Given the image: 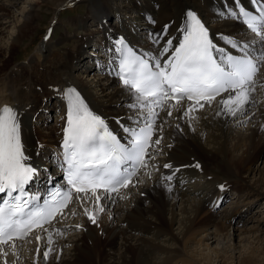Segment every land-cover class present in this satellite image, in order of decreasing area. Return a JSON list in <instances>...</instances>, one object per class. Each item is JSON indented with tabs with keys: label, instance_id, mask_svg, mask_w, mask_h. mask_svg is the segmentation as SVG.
<instances>
[{
	"label": "bare ground",
	"instance_id": "1",
	"mask_svg": "<svg viewBox=\"0 0 264 264\" xmlns=\"http://www.w3.org/2000/svg\"><path fill=\"white\" fill-rule=\"evenodd\" d=\"M52 1L55 5L54 18H57L56 8L72 0ZM92 1H86V14L72 21L76 28L85 30L83 35L87 36V41L81 39V35V40L76 39L71 50H65L54 46L51 33L36 49V61L33 64L12 66L6 58L7 54L29 32L40 2L31 0L23 23L18 24L14 18L11 19L10 6L22 4L24 8L28 0H0V39L3 40L0 45V107L9 104L23 112L21 128L26 154L31 157L32 164L40 169L41 175L47 172L45 160L50 151H57L63 142L66 126L63 89L75 86L90 108L106 117L110 128L119 133L121 129L117 120L131 114L127 108L128 95L116 77L107 70L110 37L123 34L132 45L156 51L149 33H160L165 25H169V35L178 36L177 29L189 8L198 12L210 28L213 39L222 45L223 41H219L217 33L240 40L253 37L241 23L230 17H219L218 13L232 0H119L118 4L115 0H99V7ZM23 12H26L25 8ZM149 16L156 21L155 24L148 21ZM109 17L117 21L113 25L110 23V27L101 23L99 30H90L88 33L89 30L84 26L86 22L98 24ZM7 24L14 26L13 34L5 30ZM97 32L101 33L99 43L91 46L88 36ZM4 41L7 44H3ZM85 46L93 48L92 55L103 53L105 64H95L96 61L89 58L87 60L82 52ZM1 53H5V56ZM79 60L80 67H77L75 63ZM260 77L263 78L264 74ZM261 82L264 84V80L259 78L257 84ZM256 95L258 93L255 90V102ZM51 98L55 102L47 106ZM44 108L47 113L50 112L46 114L48 117L51 110L54 111L56 124L42 131L33 128L31 120L35 119V123L41 126L44 116H35L38 110ZM217 110L218 105L213 102L211 107L206 104L196 112L194 115L198 119L192 121L195 131L188 127L187 121L169 118L163 129L160 145L162 154L155 161L160 170L155 171L151 165L144 169L151 173V178L146 174V181L137 187V193L131 187L122 189L126 199H118L115 204L108 206L106 209L109 211L105 209L99 216V226L92 224L76 203L70 205L69 208L77 207L76 215L69 214V219H57L47 227L53 232L51 247L55 249L47 264H186L184 254L187 255L188 251L197 252L198 248L193 247L197 245L206 247L200 250L204 258L202 264H236L235 253L242 254L244 250L247 254L241 257L239 264H255L254 258L259 254L249 244L264 236V220L254 218L250 209L259 203L263 204L261 210L264 211V201H261L264 200V115L256 118L259 122L252 123L255 118L252 106L247 113L248 118H218L215 117ZM173 115L178 116V113L174 112ZM245 120L251 122L242 135L238 126L246 123ZM176 123L181 124L182 132L176 130ZM169 160L176 167L193 165L198 161L202 170L195 167L182 169L178 173L175 191L169 194L158 184L160 174L167 171L163 164ZM180 179L185 181L182 187L178 182ZM219 184L225 185L224 191L218 188ZM229 191L235 194L234 200L229 203L231 208L214 214L211 207L222 197L225 198L224 193ZM109 213L112 219H109ZM246 222L252 224L245 226ZM76 224L83 227L76 229ZM65 225L71 227L65 229ZM54 227L62 229L63 233L56 234ZM241 234L244 236L241 237ZM39 235L41 240L37 242L33 236L34 240L29 244L31 246L20 249L18 256L10 254L11 260L7 257L9 264L13 261L15 264H34V261L35 264H45L43 252L49 247L48 236L42 231H39ZM69 235L70 240L67 239ZM191 260L195 261L193 258ZM0 264H3L2 260Z\"/></svg>",
	"mask_w": 264,
	"mask_h": 264
},
{
	"label": "snow or ice",
	"instance_id": "2",
	"mask_svg": "<svg viewBox=\"0 0 264 264\" xmlns=\"http://www.w3.org/2000/svg\"><path fill=\"white\" fill-rule=\"evenodd\" d=\"M249 3L251 9L244 0H232L218 13L222 19L230 17L242 23L246 31L254 34L247 40L217 33L219 41H223L220 44L192 8L186 10L177 29L178 36L169 35V25L160 33H149L156 51L131 45L124 36L110 37L107 70L121 82L131 114L117 120L121 133H116L106 117L90 108L75 86L63 89L66 126L63 152L58 157L63 170L61 183L49 175L47 187L32 190L40 178V169L26 154L21 128L23 112L9 104L0 107V260L3 264H9L10 254L18 256L31 237L37 242L41 240L34 230L48 236L49 247L43 252L47 264L55 249L51 247L53 232L45 225H52L57 219L62 221L69 214L76 215L75 208H69L73 202L92 224L99 226V216L105 209L118 199H126L122 189L141 183L142 169L151 165L155 171L160 170L155 161L162 154L163 129L169 118L187 121L188 127L195 131L192 121L198 117L194 114L206 104L211 107L213 102L218 105L215 117L248 118L249 108L255 103L257 75L264 68V0H249ZM147 19L156 23L151 16ZM174 112L178 116L174 117ZM175 128L183 131L180 123ZM187 167L201 169L198 161L179 167L171 160L163 164L167 171L160 174L159 186L172 194L178 173ZM146 174L151 178L150 172ZM178 182L181 187L185 184L182 179ZM218 188L224 191L225 185L219 184ZM216 204L219 207V201ZM109 219H112L110 213ZM82 227L75 225L76 229ZM53 230L58 235L63 233L60 228ZM36 251L39 255V246Z\"/></svg>",
	"mask_w": 264,
	"mask_h": 264
},
{
	"label": "rangeland",
	"instance_id": "3",
	"mask_svg": "<svg viewBox=\"0 0 264 264\" xmlns=\"http://www.w3.org/2000/svg\"><path fill=\"white\" fill-rule=\"evenodd\" d=\"M20 1L24 2L26 0H20ZM36 1L37 2H40V4L37 6L38 8L36 9V12H35L36 18L30 23V30H29V32L22 38V40L19 42V44L16 45L15 49L10 54H7V57L6 58L9 60V64L12 65V66L29 65V64H33L36 61L35 51L38 48V46L40 45V43L42 42V35H43L44 28L50 22V19L52 17H54V13H53L54 7L53 6H55V5H54V3H53L52 0H43L44 2L42 0L41 1L40 0H36ZM72 1L66 2V3H64V5L62 4V5H60V6H58L56 8L57 9V15H58L57 16V21H56L57 24L54 26V29H53L54 32L52 34V39H53L54 46L55 47H58V48H64L65 50H67V49L71 50L70 47H72V45H73V43H75L76 39H80L79 36H81V35H82L81 36V39L83 38V39H85L87 41V39H86L87 36H84L83 35L84 32H85V30H83V29L82 30H80V29L77 30L78 28H76V26L74 27L72 21L74 19H76V18H79V17L81 18V17H83L86 14V12L88 10V6H87L88 0H75V3L74 4L72 3ZM93 1H92L93 4L95 6H97V7H99L98 6L99 5L98 4L99 1L98 0H93ZM30 2H31V0H28V2L26 3L27 5H23V7L26 6V7H24L26 12H23L24 11V8L21 7L22 4H19L16 7L10 6V10H11V13H12L11 14L12 15V18L11 19L14 18L13 20L15 21V23L16 22L18 24H22L23 23L24 15L28 12V10L30 8L28 6L30 4ZM114 2H116L118 4L119 3V0H115ZM68 3H70L72 5V7H70L72 9L71 10V13H69V12L66 13V10L67 9H65V8H66V4H68ZM109 18H111V17H109ZM111 19L114 20L111 23V25H113V24H115L117 22V21L115 22V19L114 18H111ZM104 20L106 21L107 18H105ZM87 23L88 22H86L84 24L85 27H87L86 26ZM88 25H91V27H90L91 29H95L92 26L93 25V22L92 23L89 22ZM104 25H105V23H104ZM6 26H8V27L5 30L9 31V33L12 32L11 34H13L14 26L11 25V24L10 25L7 24ZM106 26L107 27H110V23H108ZM87 30H89L88 33L91 32L88 27H87ZM74 32H76V33L74 34ZM94 36L97 37V35H94ZM96 37H92V40H95ZM67 38H68V40H67ZM0 41H1L0 42V45H1V43L3 42V40L0 39ZM7 41H4L3 44H5V42L7 44ZM98 43H99V41H98ZM98 43H96V44H98ZM97 48H98V46H97ZM91 49H93L91 46H88L87 48L85 46V48H83V50H84V51H82V52H84V55L83 56H85V58H87V60L91 56L90 54H92V52H93ZM1 54L5 56V53H1ZM93 54L95 55V53H93ZM80 61L81 60H79V61H77L75 63V65L77 67L80 64ZM5 68H4V70L2 72L5 71ZM18 68H20V67H18ZM7 69L8 68H6V70ZM263 69L264 68H262V70ZM262 74H264V72ZM37 75H38V73H37ZM263 79H264V77H263ZM256 92L258 93V95H256L257 96L256 97V100L257 101L252 105V109L254 110V115H255V118L252 121V123L253 122L255 123L256 118H257V116L259 114L264 113V84H261V88L260 89H257ZM51 100H53L52 103L50 102ZM51 100L47 102V104H48L47 106H49L50 103H51V105H53V103L55 102V100L53 98H51ZM45 109L46 108L41 109L40 111L38 110V112H37V114L35 116V117H41V118H43V116H44V119L41 120V122H40L41 126L40 125L38 126V124H36V123L33 122V124H35V126L32 124V127L33 128H37V129H40L42 131H45L47 128H53L54 125L56 124L55 123V117H56V115L54 114V111L51 110V115H49V117H48V115H46V114H50V112L47 113V110H45ZM50 116H51V118H50ZM238 121H240V120H238ZM52 122H53V124H52ZM249 122H251V120L250 121H247L246 123H241L240 126H238L239 129L241 130L240 134H242V135L245 134V130L247 129ZM263 159H264V156H263ZM140 176H141V178H140L141 183L143 181L145 182L147 176H145V174H142ZM139 185L136 186V187H131V189H133L134 193H137L136 190L138 191L137 187H139ZM134 188H136V189L134 190ZM230 192H231L230 194L228 192L224 193L225 198L222 197L221 199L222 200H226L227 199V195L229 194V197H232L233 196L232 198H230V202L232 200H234L235 194L232 191H230ZM261 201H264V200L261 199ZM230 202H228L227 204L225 202H223L221 204V207H220L219 210L216 209L217 204H215L213 207H211V210L213 209L212 211H213L214 214H220L221 211L223 212L224 210L231 208V206L229 207V203ZM261 209H263V204H259L258 203V204H255L253 206V208L250 209L251 211L250 210L249 211L254 215V218L257 217V218H261L262 220H264V211H262ZM107 210L108 209H106V211ZM65 219H69L68 216H66ZM74 220L77 221L76 218H74ZM251 224H252L251 222H248L245 226H250ZM242 227H243V225L241 226V228ZM262 232H264V230ZM242 236H244V235L241 234V237ZM70 237H71V235L67 236V239L70 240ZM29 244H31V243H28L27 245L24 244V247L25 246H31ZM263 244H264V236L262 238L260 237L259 240L258 239H254L253 240V244H249V246L252 245V247H254L258 251V254H259L258 257H255L254 258L255 264H263V262H264V250L262 251V249L264 248V245ZM195 245H197V244H195ZM193 247L198 248L197 249V252L193 253L191 251H188L187 255L184 254L185 260H186V264H202L204 258L202 256L203 254L201 253L200 250L205 249L206 248L205 245L204 246H201V247L199 245L193 246ZM246 254H247L246 250H244V252H242V254H240L239 252H236L235 253V260H234V262L236 264H239L238 261L241 259L242 256H246ZM26 256H28V255H26ZM10 258L11 257L9 256L8 259L11 260ZM191 258H193L195 261L193 262L191 260ZM178 264H180V263H178Z\"/></svg>",
	"mask_w": 264,
	"mask_h": 264
}]
</instances>
